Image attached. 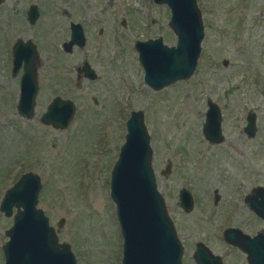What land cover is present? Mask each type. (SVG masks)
Here are the masks:
<instances>
[{
  "label": "rangeland",
  "instance_id": "obj_1",
  "mask_svg": "<svg viewBox=\"0 0 264 264\" xmlns=\"http://www.w3.org/2000/svg\"><path fill=\"white\" fill-rule=\"evenodd\" d=\"M195 1L203 36L194 71L187 79L159 90L142 82L133 41L160 36L166 45L175 43L164 5L152 0L0 3V197L22 172L37 173L41 187L36 207L56 229L57 240L69 245L75 264H120L122 239L108 180L130 110L142 111L151 168L166 205L174 202L170 183L178 186L200 172L190 168L191 152L183 153L195 134L190 130L203 122L206 97L218 105L224 130L242 126L248 110L254 116L256 131L250 143L245 141V150L253 185H264V0ZM29 4L39 11L30 26L24 18ZM68 21L79 23L85 37L80 48L64 52L61 42L67 39ZM16 36L34 42L41 60L33 115L27 120L15 111L19 74L9 72L10 45ZM82 60L96 72L97 79L80 77L75 87V67ZM54 96L74 103V114L64 129L39 122V114ZM229 136V142H237L242 149L241 135ZM167 158L173 165L169 177L160 173ZM211 165L206 163L205 179L216 184ZM187 217L186 229L177 234L185 247L182 264H193L190 253L193 240L199 237L222 255L223 264H247L240 251L225 246L218 237L208 238L216 231L214 211L196 207ZM10 224L11 216L0 212V248ZM260 228L264 229V223L254 220L252 231Z\"/></svg>",
  "mask_w": 264,
  "mask_h": 264
},
{
  "label": "water",
  "instance_id": "obj_2",
  "mask_svg": "<svg viewBox=\"0 0 264 264\" xmlns=\"http://www.w3.org/2000/svg\"><path fill=\"white\" fill-rule=\"evenodd\" d=\"M152 2L168 9L167 26L175 36V43L166 45L157 36L135 40L133 48L142 68V82L152 90H159L192 75L203 32L195 0ZM34 9V5L30 6L29 17L34 15ZM73 42L82 46L84 37L81 27L71 23L70 40L64 42L62 47L68 51L66 48ZM36 60L35 47L29 40H17L14 43L10 69L12 75L22 63L15 111L26 120L33 115L35 106L38 88ZM77 71L83 72V77L90 80L97 77L87 62H83ZM74 109L72 100L54 96L39 115V122L54 129H64L71 121ZM219 123L218 107L208 101L204 131L212 128L219 134ZM246 127L254 129L252 115H249ZM124 128L123 141L108 180L109 197L114 204L122 239L120 264H182V246L156 187L151 168L149 136L140 109L128 112ZM40 187L38 174L26 171L19 174L0 197V212L6 217L11 216V224L3 232L6 240L0 248L2 264H75L69 245L57 240L56 229L48 223L41 209L36 207ZM253 193L249 206L264 221V188L256 187ZM61 222L62 218L56 223V228L60 227ZM223 238L244 253L247 264H264V231H258L250 237L229 229L223 232ZM191 257L195 264H222L220 257L211 253L202 243L195 244Z\"/></svg>",
  "mask_w": 264,
  "mask_h": 264
},
{
  "label": "flooded vegetation",
  "instance_id": "obj_3",
  "mask_svg": "<svg viewBox=\"0 0 264 264\" xmlns=\"http://www.w3.org/2000/svg\"><path fill=\"white\" fill-rule=\"evenodd\" d=\"M32 5L35 6V9H34L35 13L34 15L32 14L29 17V9H30V6ZM38 14H39V11L35 4H29L26 7L24 18L28 26L34 24V22L36 21L38 17ZM31 18H32V21H30ZM123 22L124 21L121 20L120 24L122 25ZM71 23L78 24L81 27L79 23L68 21V36L66 40L61 42V49L64 52L66 51L62 47V44L64 42L67 43L70 40ZM81 29H82L83 37H85L83 28L81 27ZM100 33H101V29L99 28L97 30V34L99 35ZM17 40H20L22 42L29 40L34 45L35 51L37 53L36 73L38 77V68L41 65V60L39 58L40 56L38 54L39 52H38L36 44L32 42L29 38H21L20 36H16L13 39L10 45V53H9L10 69H11V60H12V47ZM72 47L80 48V46H78L76 42H73L70 45V47H67V48L71 49ZM83 62H87V61L82 60L79 66L75 67V81H74L75 87H78L79 78L83 77V72L77 71V68L80 67L83 64ZM21 64L14 75L19 74L20 76L22 72ZM10 69H9V72H10ZM10 75H12L11 72H10ZM84 79L87 80V78H84ZM95 79H97V77ZM95 79H92V80H95ZM18 80H19V77H18ZM37 84H38V78H37ZM208 101L213 102L211 99L207 97L205 98V110L203 113V116H204L203 122L205 118V112L207 110ZM92 102L96 104V99L94 97H92ZM213 103L217 105L215 102ZM219 113H220V110H219ZM249 115H251L250 110H248L243 116L244 124L238 127L236 130H224L225 128L224 129L222 128L221 114H220V123H219V134H217L215 129H212V128L207 131L206 130L204 131L203 122L199 126L196 127L195 131L190 130L189 133H191V135H193V133L195 134L191 141V145L186 142V145L188 147L186 150L187 153L185 154L183 153V155L184 156H186L187 154L189 155V151H190L191 160L189 161V163H191L190 165L191 167L190 166L189 167L194 170L200 171V172L194 173L195 175L192 174L194 176L191 175L190 177L184 178L183 184H180L178 186L174 187V185L170 183L169 190L172 191L173 193L174 202H170L169 205H166L164 201L166 212L174 226L176 235L177 234L180 235L181 233L184 232V230L187 227V223H188L187 216L196 207L199 208L200 210H205V212H209V211L215 212V217H213L212 221H213V227L216 229V231L214 232L213 235H208V238L211 239V238L218 237L225 246L229 248H233L236 251H240V250L236 246H233L224 240L223 238L224 231L233 229V231L237 233L250 236V237L253 236L255 233H257L258 231H264V229L262 228L255 230L254 232L252 231L254 220L260 223L262 222L264 223V221L253 213L252 209L249 206V202H250L249 200L251 199V202H252V199H253L252 197L254 195L253 193L254 188L256 187L264 188V185L262 184L253 185L252 183V171H250L251 163L247 157L248 152L245 150L246 148L245 141L250 143V140L253 138L255 134L256 127L254 123V120H255L254 116H253L254 129L250 130L246 127L247 119ZM189 133L187 132V134ZM228 134L229 135L231 134V136H234L235 138H236V135L237 136L241 135L243 139L242 140L243 142H241L242 149H239L237 147V142L235 143L229 142L230 136ZM206 150H211V153L209 154ZM214 150H215V153H213ZM263 152H264V146H263ZM206 158H207V161H205ZM208 162H210V164L212 163L211 173L215 177L216 184H213V181L210 179H205L207 175L206 163ZM160 173L161 174L163 173L165 177H169L173 175V165L168 158L165 160L164 166ZM200 188H202V190H200ZM256 199L258 200L259 197L256 196ZM205 218L207 217L205 216ZM178 232H181V233L179 234ZM178 240L182 246V255H183V251L185 250V247L182 244L183 241H181L179 238ZM205 241L206 239L204 240V237L195 238L193 240V246L191 249L190 257L194 250L195 244L202 243L204 246H206L210 250L211 253L217 254L220 257L222 264H223L224 262H223L222 255L213 252L206 245ZM241 254H244V253L241 252ZM244 259H245V255H244ZM193 264L195 263L193 262Z\"/></svg>",
  "mask_w": 264,
  "mask_h": 264
}]
</instances>
